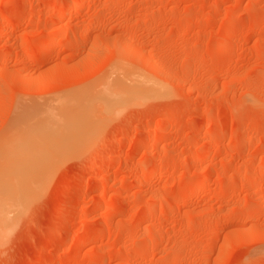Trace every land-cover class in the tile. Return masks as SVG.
<instances>
[{
    "label": "rangeland",
    "instance_id": "1",
    "mask_svg": "<svg viewBox=\"0 0 264 264\" xmlns=\"http://www.w3.org/2000/svg\"><path fill=\"white\" fill-rule=\"evenodd\" d=\"M79 109L0 264H264V0H0V146Z\"/></svg>",
    "mask_w": 264,
    "mask_h": 264
},
{
    "label": "bare ground",
    "instance_id": "2",
    "mask_svg": "<svg viewBox=\"0 0 264 264\" xmlns=\"http://www.w3.org/2000/svg\"><path fill=\"white\" fill-rule=\"evenodd\" d=\"M103 86H104L103 90L100 93H102L103 96H105V98L113 97V99H118L119 101L125 96H127V99H134V100L139 99L140 97L144 98L146 92L150 90L147 87H140V88L138 87V89H136V87L128 88L127 86H124L122 82L116 84L114 83L110 84L105 82ZM83 105L84 104H82V106ZM85 106H89V105L87 104ZM79 110L78 113L80 114L76 113V111L74 110L73 112L68 110L67 111L68 114L66 115L65 118L59 117V115L60 116L62 115L58 114V117L56 116V119L57 118L59 119L61 118V120L65 119V122L64 120L61 121L58 119L59 122H62L60 123L62 125L60 127V124L56 120L55 124L57 123L56 125H59V129L57 130L56 128L51 129L50 126L52 125L54 126V124L52 125L51 123L46 124V122H44L45 124L32 123L28 125L29 119L30 121L37 120V118L35 119V117L40 113L36 115L37 113L35 112L36 110L35 111L33 110L36 116L33 113L24 114L23 112V114L19 116V120H15V122L16 121L19 122L17 124L16 123L13 124L17 126L13 127L15 129L14 132H11L10 139L8 138L7 140H4L6 142L5 143L2 142L0 146L1 149L3 148V151H5L4 154L0 155L2 156L0 161L1 162L0 164V168H1L0 169V224H3V226L7 227L6 224L9 223L10 220L9 218H11V217L8 218L9 214L11 212L14 213V211H17L19 213L21 208L26 203H28V201L31 198H33V195H35L37 190L40 189L42 185L41 182H43L42 181L43 178H41V180L39 177H38L39 179L37 178L35 179V176L36 177L37 175L43 176L44 174H46L47 171L49 170V167L52 165L53 161H55L54 159H57L58 156L62 157L63 154L66 155L74 151L75 149H78L79 147H81L83 142L88 140L87 135H88V126L90 125L89 124L90 117L86 115L88 111L85 113L83 110L80 111ZM59 113H61V111ZM55 114L56 113H54L53 116H51L52 115L51 114L50 117L55 118L54 116ZM33 116L35 117L33 120H31ZM41 120L42 119H40V121ZM3 226L1 228H3ZM6 230H10V228Z\"/></svg>",
    "mask_w": 264,
    "mask_h": 264
}]
</instances>
